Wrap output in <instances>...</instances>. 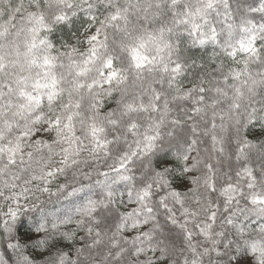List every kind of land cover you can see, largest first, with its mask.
<instances>
[{"label": "snow or ice", "instance_id": "1", "mask_svg": "<svg viewBox=\"0 0 264 264\" xmlns=\"http://www.w3.org/2000/svg\"><path fill=\"white\" fill-rule=\"evenodd\" d=\"M0 264H264V0H0Z\"/></svg>", "mask_w": 264, "mask_h": 264}]
</instances>
